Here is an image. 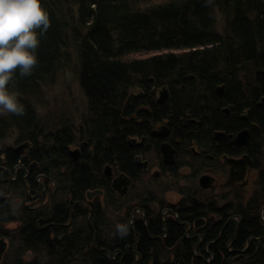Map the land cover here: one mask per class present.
<instances>
[{"label": "trees", "instance_id": "trees-1", "mask_svg": "<svg viewBox=\"0 0 264 264\" xmlns=\"http://www.w3.org/2000/svg\"><path fill=\"white\" fill-rule=\"evenodd\" d=\"M42 6L50 24L40 35L38 63L30 75L16 69L8 84L25 111L0 113V238H14L4 225L18 223L12 264H41L42 257V264H264V0H42ZM147 53L152 54L133 56ZM72 64L89 112L78 128L84 142L75 160L68 152L78 137L75 128L60 118L62 127L53 122L46 130L30 101L39 85L48 86ZM160 86L169 91L163 104L153 92ZM131 88H140L141 95L129 93ZM229 104L232 108L221 112ZM162 120L170 138L182 141L178 160L162 165L174 179L180 178L183 158L192 180L210 162L193 155L189 145L215 150L216 130L248 127L243 149L255 156L258 188L246 199L238 189L236 205L203 201L195 188L180 189L176 205L149 195L145 202H157L160 211L143 201L145 221L141 214L130 224L127 216L116 229L86 193L102 189L105 207L115 208L119 195L104 176V165L137 180L142 171L133 161L136 149L126 140L149 136ZM8 132L16 142L33 144L28 155L2 144ZM31 161L38 167L27 176ZM39 173L55 190L36 207L15 210V200H29V188L36 193ZM165 207L174 218L162 215ZM26 252L35 255L26 261Z\"/></svg>", "mask_w": 264, "mask_h": 264}, {"label": "rangeland", "instance_id": "rangeland-1", "mask_svg": "<svg viewBox=\"0 0 264 264\" xmlns=\"http://www.w3.org/2000/svg\"><path fill=\"white\" fill-rule=\"evenodd\" d=\"M152 53H147L143 55L135 54L134 57H145L148 55H151ZM39 93L37 96H34L35 98L30 99L31 103L33 104V107L35 108L36 113L39 115V121L45 129H48V124L51 123L52 125L56 123L57 126L61 125V127L64 125L62 123L59 124V119L61 118L64 123L67 121L68 127L75 128L74 130L77 132L78 135L79 131L78 128L82 124V122L89 117L88 112V105L87 100L82 93V90L80 88L77 73L75 68L73 67V64L67 67L65 70L60 71L55 78L50 82L48 86L46 85H39ZM219 86V85H217ZM161 87H156L153 92L155 95V99H157L160 96ZM217 88V87H216ZM224 91V89H223ZM142 92L140 88H131L129 93L133 95H138ZM169 92V91H168ZM169 96V93L167 95V98ZM166 98V100H167ZM228 106V105H227ZM226 107V106H225ZM1 113V112H0ZM7 111H4L3 115H5ZM62 121V122H63ZM165 121H161L156 123L153 126V129H158L162 124H164ZM48 125V126H47ZM6 136L2 140V144L6 146L16 147L21 142H16V135L14 132H8L5 134ZM138 138V137H136ZM139 140V138L137 139ZM84 142V138L78 135L77 140L69 145V149L71 150H78V156L81 151V143ZM182 143V141L180 140ZM181 145V144H180ZM264 145V144H263ZM262 145V146H263ZM30 146L33 147V144L30 143ZM194 147L195 150L199 151V147L197 144L192 143L189 145L188 149L191 153V147ZM1 147V145H0ZM29 152L26 151V149L23 150V155H28ZM1 154V153H0ZM2 154L0 155V166L3 162L2 160ZM154 155L151 156L152 159H150V165L147 170H144L140 172L139 178L137 180H132L131 184L129 185L128 191L124 196H121L117 191L116 194L119 195L117 202V206L115 208H107L105 207V201H104V192L102 190L101 194H95L92 197L88 198L86 196L87 201L92 202H98L103 209L106 210L105 217L107 218L108 223L112 224L116 229H119L121 226L122 221L127 217L131 216L132 209L138 208L133 213L132 217H129L130 220H134L138 217H141V204H143L144 199H146L147 196L153 195L154 197L157 195L158 198L162 199L165 204L170 205H176L183 197V194H181L180 189L187 190V189H193L199 190L200 194H198L200 199H204L203 201H211L215 205L219 206L222 205L225 202H232L233 204L237 203L235 193L236 188L239 187L238 184H235L233 186H229L225 184V170L226 167L222 165V158L218 157L217 160L212 161V165H214V168L212 169L214 171V176L216 175V179L213 182L212 187H209L207 189H201L198 187V178L202 173L208 172L207 170H201L199 174L192 180L190 179L189 175L191 174L192 168L191 166L184 165L179 170L177 175L180 177L179 179L170 178L168 174H164L163 172H158L157 175L153 176L152 172L159 170L157 167L158 160L154 159ZM261 158L264 161V152L261 153ZM177 159V158H176ZM178 160V159H177ZM184 162L189 164L187 158H183ZM32 163V161L30 162ZM110 165V164H109ZM113 171L112 176H116L119 172L115 166L110 165ZM37 168V164L35 165ZM35 169V168H34ZM259 168L253 167L248 176H247V183L244 187H241V190L245 194V199L248 198L253 192L256 191L258 188L257 185V174H258ZM212 171H209L211 173ZM36 177V184L37 189L40 190L39 182H43L46 191H39L37 193H33L32 191H28L29 194V200L24 199H17L14 202V209H18L20 206H37L39 205V201H41L42 196L47 195L49 192H51V189L53 187V183L45 182L44 178L45 175H42V173H39ZM12 178H15L12 177ZM111 182V179H110ZM193 182V184H192ZM169 187H176L172 189H168ZM36 189V191H37ZM178 189V190H177ZM164 191V192H163ZM163 192V194H162ZM238 192V191H237ZM155 193V194H154ZM47 200V196L45 198V201ZM44 201V202H45ZM147 206H149L153 211L159 212L160 209L158 207L157 202H145ZM234 204V205H235ZM142 209V208H141ZM170 207H165L164 209H161V213L164 217H169V215L174 218V213L170 212ZM214 219H216L217 215H212ZM260 217L261 220L264 222V210H260ZM18 223L12 222L9 223V225L6 226L10 233L14 236V238H8L5 237V249L0 255V264H12L13 258L17 254V239H16V226ZM191 230L197 231L196 228H192ZM199 235V234H198ZM34 253L26 252L23 258L28 261L31 258L34 257ZM46 257H42L40 260L41 264L45 261ZM39 264V263H38Z\"/></svg>", "mask_w": 264, "mask_h": 264}, {"label": "clouds", "instance_id": "clouds-1", "mask_svg": "<svg viewBox=\"0 0 264 264\" xmlns=\"http://www.w3.org/2000/svg\"><path fill=\"white\" fill-rule=\"evenodd\" d=\"M49 24L42 0H0V112L24 113V104L8 84L16 69L21 75L32 73L40 35Z\"/></svg>", "mask_w": 264, "mask_h": 264}, {"label": "flooded vegetation", "instance_id": "flooded-vegetation-1", "mask_svg": "<svg viewBox=\"0 0 264 264\" xmlns=\"http://www.w3.org/2000/svg\"><path fill=\"white\" fill-rule=\"evenodd\" d=\"M219 85H223V84H219ZM223 89H224V85H223ZM216 92L218 93L219 96H222L223 93H224V91L222 90V94L220 95L219 92H218V90H217V88H216ZM167 95H168V93H167ZM165 102H163V103H165ZM156 103L157 104H163V103H159L157 101H156ZM231 108H232V106H231V104H229L228 106L223 107L222 110H221V112L226 113ZM163 121H165V123L162 124L158 129H155V130L152 129L149 132V136H145V135L131 136V137H128L127 140H126L127 141V144L130 147H133V148L136 149L135 150L136 153L133 155V161H134L136 167L140 171H144V170H147L149 168L150 159H152L151 158L152 155L156 156V157H154V159L158 160L157 167L159 168V170H156L157 171V174H158V172H162V165L163 166H165V165L168 166V165H172V164L175 163V159L177 157V146L181 142H180V139H176V138L175 139H173V138L171 139L170 138V129H169V126L167 124V120H163ZM242 129H246L248 131V134L246 135L245 142H243V143L242 142H239L238 143L237 142V139H236V134L238 133V131H240ZM242 129H240V130H238L236 132H228V133L224 132L223 130H216L214 132V135H213L215 141H218L217 144H216L217 147H216L215 150H210V151L205 152V149L203 147H201V146H198L199 149H200L199 151L195 150L193 146L191 147V151L193 152L192 153L193 155H196L197 157L203 156V157H208L209 158V160H210L209 164L206 167L202 168L204 171L207 170L208 172H205V173H202V174L212 175L213 178H214V180H217L216 179L217 177H216V175L215 176L213 175L214 174V171L212 169L214 168V165H212V161H215V159L217 160L218 157H221L222 158V163H223L222 165H224L226 167V170H225V184H227L229 186H233L235 184H238L239 185L238 188H237V186H235L236 192L238 191V189H240L241 187H244L246 185V183H247V176H248L250 170L253 167H256L255 156H253L249 152H247L246 149L245 150L243 149L247 145V143L249 141V138H250V130H249L248 127H245V128H242ZM155 133H158V135H156ZM136 137H138L139 140H137L138 138H136ZM222 137L225 139L224 141H226L227 143L226 142H221L222 141L221 140ZM131 139H134V141H131ZM219 139H220V143H219ZM163 143H168L174 149V152H173L174 161L172 163H167V162H165L163 160V152H162V144ZM226 145L229 146V149L230 150L229 149L228 150H226V149L225 150H220V148H222V147L225 148ZM263 147H264V145L261 147V153L264 152ZM24 149H26L27 152H30L31 149H32V146L25 147ZM68 150H69V148H68ZM238 150H244V151H242L240 153H237ZM243 154H246L249 157L248 160L251 159V163H252L251 166L248 165L250 161L247 162L246 159H243L242 161L236 162V164H242V163L246 162L245 165H246L247 168H246V172H245L244 179H243V180H246V183L245 184H242L243 183V180H239V179L235 180V179H233V177H235L236 174H233L232 175L231 165L224 162V156L233 157V158H240ZM18 155H23V154L20 153ZM70 155H71L72 160H75L78 157V155H76V157L73 158V155L72 154H70ZM137 156H139L142 161H145L146 162V167L145 168H143L142 166H140L137 163V161H136V157ZM32 163H35V165L37 164V166H38V163L36 161H32ZM32 163H30L29 168H27V167L24 166L25 167V171H26L25 172V175H27V176L30 175V173H34L37 170V168L35 167L34 164L32 166ZM185 163L186 162H184V164H182V166H184V165L190 166L189 164H187V163L185 164ZM262 164H264V162ZM105 165H104V167H105ZM16 166H23V164L22 163H19ZM104 167H103V174L105 172ZM156 171L152 172L153 176L157 175V174H154ZM209 171H212V172L209 173ZM119 172H124V171H119ZM234 172H235V169H234ZM124 173L129 177L130 180H129V184H128L127 190L124 193H119L121 196H124L127 193L128 188H129V185L131 184V181H132V177L129 174H127L126 172H124ZM112 175H113L112 168H111V173H109L108 175H105L104 174V176H106L107 178L111 179L110 184H112L113 178L115 177V176H112ZM35 180H36V177H35ZM44 181L47 182L46 178H44ZM37 183H38V181H37ZM39 185H40L39 186L40 187V190L37 189L36 193L39 192V191H44L45 192L46 189H45L44 183L43 182H39ZM198 187L201 188V189H204V190L207 189V188H202L199 185V181H198ZM55 188H56L55 185H53V190H55ZM28 191L29 192L32 191L31 188H29ZM234 195H236V194H234ZM230 203H232V202H230ZM85 207L88 210V219H89L90 216H91V214L89 212V207H88V205H85ZM137 209L138 208H133L132 209L131 216H129V217H132L133 213ZM139 210H141V209L139 208ZM260 210H264V208H261ZM141 214H142V220L144 222L145 221V218H146V213L144 212V210H141ZM169 216L172 217L171 215H169ZM129 223L132 224L133 223V220L132 219L131 220L129 219ZM247 246H248V243H247Z\"/></svg>", "mask_w": 264, "mask_h": 264}, {"label": "water", "instance_id": "water-1", "mask_svg": "<svg viewBox=\"0 0 264 264\" xmlns=\"http://www.w3.org/2000/svg\"><path fill=\"white\" fill-rule=\"evenodd\" d=\"M217 90H218L219 94L221 95L222 90H223V85L217 86ZM167 92H168L167 88L165 86H162L160 96L156 99V101L159 103L165 102L166 98H167ZM140 94H138L136 96H139ZM155 134L158 135V133H155ZM247 134H248V131L246 129H242V130L238 131V133L236 134L237 142L238 143L239 142H242V143L245 142ZM131 141H134V139H131ZM25 147H30L29 141H24V142L19 143V145L14 147V151L17 154H20L23 152V149ZM263 150H264V147H263ZM68 151L70 154L73 155V158H75L77 153H78L77 149H75V150L69 149ZM162 152H163V160L165 162L172 163L174 161V158H173L174 149L168 143L162 144ZM248 158L249 157L246 154H243L240 158H233V157L224 156V162L231 165L232 175L236 174V176L233 177V179H235V180H237V179L243 180L244 179V175H245L246 168H247L245 165L246 162H244L242 164H236V162H239V161H242L243 159H246L247 162L250 161L248 165L251 166L252 165L251 159L248 160ZM136 161L143 168L146 167V162L142 161L139 156L136 157ZM33 164L35 165V163H32V166H33ZM104 169H105V172H104L105 175H108L109 173H111V166L109 164H106ZM234 169H235V172H234ZM154 174H157V171ZM129 180H130L129 177L124 172H119L113 178V182L111 184V187L113 190L117 191L118 193H124L127 190ZM198 181H199V185L202 188H208V187H212L213 182H214V178L212 175L202 174L199 176ZM245 183H246V180H243L242 184H245ZM101 193H102V189L96 188L93 190H89L86 193V196L88 198H90L95 194H101ZM5 246H6V243H5L4 238L2 237V238H0V255L4 251Z\"/></svg>", "mask_w": 264, "mask_h": 264}]
</instances>
